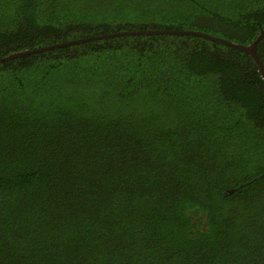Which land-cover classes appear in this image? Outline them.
I'll list each match as a JSON object with an SVG mask.
<instances>
[{"label": "trees", "instance_id": "trees-1", "mask_svg": "<svg viewBox=\"0 0 264 264\" xmlns=\"http://www.w3.org/2000/svg\"><path fill=\"white\" fill-rule=\"evenodd\" d=\"M155 31L247 46L264 0H0V264H264V79Z\"/></svg>", "mask_w": 264, "mask_h": 264}, {"label": "water", "instance_id": "water-1", "mask_svg": "<svg viewBox=\"0 0 264 264\" xmlns=\"http://www.w3.org/2000/svg\"><path fill=\"white\" fill-rule=\"evenodd\" d=\"M151 33L152 34H178V35L192 34V35L201 36L203 38H207V39H210V40H213V41H217V42H220L222 44H227V45L236 47V48L244 51L245 53H247L251 57V59L253 60V62L257 66V69H258L261 77L264 79V65L260 61V59H259V57L257 55V51H256L259 41L261 40V38L264 37V31H261V33L257 36V38L254 41H252L250 44H248L247 46L236 44L234 42L227 41V40H224V39H221V38H218V37H214V36L202 33V32H197V31H181V32L180 31H171V32L155 31V32H151ZM131 34H133V33H131ZM124 35H126V33H124ZM79 42H82V41H77L75 43H79ZM21 55H24V54H21ZM16 56H20V55H16ZM230 192H232V191H230Z\"/></svg>", "mask_w": 264, "mask_h": 264}]
</instances>
